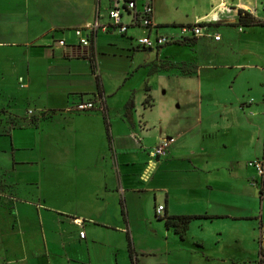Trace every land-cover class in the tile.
<instances>
[{
    "label": "crops",
    "instance_id": "obj_1",
    "mask_svg": "<svg viewBox=\"0 0 264 264\" xmlns=\"http://www.w3.org/2000/svg\"><path fill=\"white\" fill-rule=\"evenodd\" d=\"M139 1L142 4L146 0ZM153 3L158 27L150 30L131 25L124 33L131 38L128 45L132 47L127 48L132 59L126 67L127 74L137 65L135 57L143 47L133 43L135 37L164 34L162 28L167 29L166 35L177 36L181 25L197 22L204 23L205 34L197 37L194 43L174 41L160 49L146 48L156 50L157 54L155 58L140 62L134 74L145 71L143 85L151 88L147 94H153L156 89L147 81L153 74L161 78L192 75L202 86L206 79L218 80L236 73L237 78L248 64L255 62V66H259L252 58L263 56L264 50L256 56H252V52L255 45L264 46V25L244 26L238 21L241 11L264 21V0H153ZM111 6L112 0H0V77H9L22 68L28 76L25 88H30V99L34 98L32 87L36 83L40 85V92L49 90L53 95L56 91V94L65 96V105L42 106L40 111L68 112L72 122L80 123L75 129L72 127L79 140L94 133L103 117L93 110L68 111L72 107L69 105L70 96L84 95L87 93L84 87L94 88L93 99L99 94L93 80L85 83L73 78L79 74L75 72L79 66L77 63H87L91 58L93 74L99 77L104 102L106 100L98 107L106 106L108 111V114L103 113L109 128L108 149L101 151V159L108 165L112 163L113 155L116 167L108 166L107 169L117 174L116 178L105 183L104 196L96 197L103 203L108 202L102 212L87 217L71 216L74 224L80 227L81 240L78 242L71 241L62 230L48 229L49 222L58 219L59 215L54 211L57 208L40 210V229L27 224L28 216L22 214L14 202L9 214L12 228L1 232L4 247L1 264H133L129 232L137 264H208L207 257L201 255L200 250L206 249L208 243L204 231L217 229L219 236H223L226 229L234 233L233 230H239L237 222L250 221L259 213L257 187L262 183L263 200L264 177L261 176L263 180L259 182L258 172L249 161L261 158L264 153V126L247 115L246 109L253 103L245 99L236 104L228 101L226 107L228 111L232 110L230 114L240 115L242 119L228 117L220 121L216 112H208L209 105L213 107V104L203 98L200 89L198 101L183 104L177 116L171 117L164 126L161 118L158 122L152 113L155 100L149 108L142 106V98L138 99L134 94L135 86L130 88L131 96L125 109L117 113L123 118L117 125L110 105L111 95L117 92L108 91L104 79L102 83L104 58L101 55L105 54V47L98 41L101 30L109 35L110 28L116 30L112 23L102 21L104 11L110 10ZM131 19L129 15L125 16L126 21ZM95 21L107 25L108 30L98 31L93 46L81 45L74 29ZM131 28L137 32H132ZM233 30L239 32L236 40L231 36ZM217 34L222 36L220 40L215 38ZM61 39H66L67 45H60ZM236 41L240 46L238 54L223 52L235 46ZM208 42L218 49L223 47L222 53L209 51ZM166 59L180 67L167 73L158 71L155 64ZM183 67L197 68V72L188 73ZM133 96L135 107L129 109L127 105ZM138 125L141 126L139 135L135 133ZM171 138L174 141L168 154L152 158L153 147L163 139ZM137 167L140 168L138 171ZM160 205L165 206L161 214L158 212ZM40 206L44 207L43 204ZM181 215H200L191 220L184 237L166 221V217ZM76 218L84 221L83 227L75 222ZM1 219L9 221L0 215V222ZM83 230L85 237L81 236ZM52 244L57 248L54 249Z\"/></svg>",
    "mask_w": 264,
    "mask_h": 264
},
{
    "label": "rangeland",
    "instance_id": "obj_2",
    "mask_svg": "<svg viewBox=\"0 0 264 264\" xmlns=\"http://www.w3.org/2000/svg\"><path fill=\"white\" fill-rule=\"evenodd\" d=\"M102 21L105 24L113 22L110 18L109 8L104 11ZM133 29L130 30L136 33L137 31ZM162 31L165 34L167 29L162 28ZM223 32L228 35V32L224 30ZM232 33V39L239 38L237 30H233ZM153 36H156L155 33ZM130 40V37L121 34L117 29L110 28V35L103 33L102 30L99 32V45L105 47V54L101 53V58H104V65H101L102 83L104 79L108 91L112 94L117 92L110 98L113 118L117 125L122 118L117 116V113L123 112L125 109L126 102L131 96L130 88L137 86L134 94L138 99L142 98V106L149 108L154 105L155 100L156 106L152 113L158 118V122L161 118L164 126H167L171 117L177 116L183 108V104L198 101L200 89L203 90V92L201 91L203 98L213 104V107L211 104L209 105L208 112H216L220 121H224L228 117L242 119L240 115L230 114L232 110L228 111L226 105L230 100L236 104L241 99H245L253 103L246 109L248 117L261 122L264 126V110L262 111L264 107V54L263 56L255 55L260 53V50H264V46L255 45L254 51L251 50L253 51L252 56H256L252 59L257 60L256 63L259 66H255V62L248 64L237 78H235L236 73L218 80L206 81V79L204 85L199 86L198 80L193 79L192 75L161 78L153 74L147 81L148 84H153L156 89L150 98H147L149 95L146 86L143 85L145 71L134 74V70L140 62L151 57L155 58L157 51L140 47V52L135 57L137 65L135 64L133 71L127 74L126 67L131 59L127 50L132 48L128 45L131 43ZM210 42H208L210 44L208 45L209 51L222 53L223 47L219 46L218 49V46L216 48V45ZM133 43H139V36L135 37ZM110 45L114 47L112 48ZM238 48L240 46L236 41L235 46H230L223 52L236 55ZM91 62V58L87 63L79 61L77 63L79 66L75 68L77 69L75 72L79 74L74 75L73 78L85 83H91L93 80L96 89H98L99 81L93 74ZM155 66L158 71L165 73L171 71L172 68L180 67L175 66L171 60L167 59ZM127 78H129L127 84L122 87ZM28 82V76L22 68L17 69L9 77H0V215L9 218V221L1 219L0 239L3 230L12 228L9 214L12 213V205L16 202L20 212L28 216L27 224L40 229H42L39 219L40 210L43 211L45 207L57 208L54 211L58 213V219L56 221L52 219L48 229L62 230L63 235L68 236L73 242H78L81 240L80 227L74 224L71 216L84 215L87 217L91 213L102 212L108 202L103 203V200L100 201L96 197L104 196L106 193L105 183L110 182L117 175L107 169L108 166L116 167L113 155L112 163L109 162L108 165L104 164L101 159V151L108 149V129L103 115V113L108 114V111L106 106L93 110V112L102 114V123H97L94 133L85 135L89 137L79 140L72 127L75 129L80 126V123L72 122L68 112L40 111L42 106L65 105V96L58 92L56 94V91L53 92V95L49 90L40 92V85L36 83V86L32 87V97L34 98L30 99L28 95L30 88H25V84ZM139 84L141 87H138ZM84 88L87 90L84 95L70 96L69 105L72 107L68 111H75L74 105L84 99L92 98L94 88L92 86ZM216 105L219 107L218 110H216ZM49 114L52 117L56 116L55 119L50 118ZM9 127H12L10 131ZM140 127L138 125L135 130L138 135ZM129 130H131L130 127ZM66 146L70 148H66ZM260 157L263 158L264 153ZM138 169L140 168L137 167L136 170L138 171ZM257 175L261 182L262 177L258 173ZM262 187V183L257 187L258 204H260L257 209L259 212L257 217L250 221L235 223L239 226V230H233L234 233H232L231 230L226 229L223 236L216 234L217 229L204 231L205 236L208 237V243L206 249L200 248V250L202 251L201 255L207 257L208 264H262L261 253L264 250ZM41 204L44 207L40 208ZM51 246L54 249L57 248L53 244ZM3 249L0 240V259L4 254Z\"/></svg>",
    "mask_w": 264,
    "mask_h": 264
},
{
    "label": "built area",
    "instance_id": "obj_3",
    "mask_svg": "<svg viewBox=\"0 0 264 264\" xmlns=\"http://www.w3.org/2000/svg\"><path fill=\"white\" fill-rule=\"evenodd\" d=\"M110 18L113 21L114 26L120 33H126L131 25L140 26L145 29L154 30L158 27L155 24V8L153 0H146L140 4L139 0H112V6L109 10ZM129 15L131 21H126L125 16ZM100 29L108 30L107 25L101 24L99 21L90 22L82 27L74 29L76 37L79 39L81 45L93 46L96 41L97 33ZM242 29V28H241ZM205 34V27L203 22H197L195 24L181 25L180 34L177 36H169L166 34L156 33V36L149 33L139 37V44L143 47L160 49L164 45L174 42L181 41L190 36L201 37ZM217 40H220L222 36L217 34L215 36ZM60 45H67L66 39L59 40ZM104 96L98 94L97 98H91L88 100H82L75 105L77 111L86 112L92 111L98 108L99 104H103ZM174 138L163 139L157 145L153 147L150 152L152 158H160L168 154L171 143ZM249 165L254 167L258 174L264 177V158L254 159L249 161ZM165 209L164 205H160L158 208L159 214ZM75 222L84 226V221L80 218H76ZM85 231H81V236L85 237Z\"/></svg>",
    "mask_w": 264,
    "mask_h": 264
},
{
    "label": "trees",
    "instance_id": "obj_4",
    "mask_svg": "<svg viewBox=\"0 0 264 264\" xmlns=\"http://www.w3.org/2000/svg\"><path fill=\"white\" fill-rule=\"evenodd\" d=\"M204 24V23H203ZM239 25H244V26H251V25H264V21H260L257 20L256 18L252 17L249 13L241 11L240 12V17H239V21H238ZM191 25V24H190ZM182 43H194L197 41V37H191V38H186L181 40ZM180 42V41H179ZM147 48V47H145ZM185 71H187L188 73H194L197 72V68L194 69H186V67H183ZM99 78V77H98ZM98 88H99V94L102 95V86H101V82H99L98 84ZM147 91H150L151 88L147 87L146 88ZM150 98V96L152 95L151 93L148 94ZM103 96V95H102ZM127 107L129 109L134 108L135 107V99L134 96L131 98V100L129 101ZM106 120L107 116L105 115ZM15 127V126H13ZM12 129V127H9V131ZM109 130V128H108ZM8 131V133H9ZM11 135V134H10ZM195 217H200V215H181V216H172V217H166V221L167 224L170 226H175L178 233H180V235L182 237L185 236L189 225L191 223V220ZM128 242H129V249H130V253H131V257H132V261L133 264H137V256H136V251H135V247H134V242L131 236V233H128ZM262 258H261V262L262 264H264V250L262 251Z\"/></svg>",
    "mask_w": 264,
    "mask_h": 264
}]
</instances>
